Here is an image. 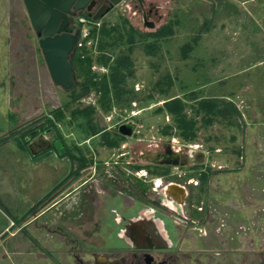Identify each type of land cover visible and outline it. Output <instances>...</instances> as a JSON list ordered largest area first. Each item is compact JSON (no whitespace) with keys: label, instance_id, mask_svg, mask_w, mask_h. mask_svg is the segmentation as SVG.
<instances>
[{"label":"rangeland","instance_id":"rangeland-1","mask_svg":"<svg viewBox=\"0 0 264 264\" xmlns=\"http://www.w3.org/2000/svg\"><path fill=\"white\" fill-rule=\"evenodd\" d=\"M157 1L163 13L158 24L169 19L174 23L173 34L157 39L153 53H147L145 47L152 38L137 37L131 52L125 38L116 46L110 44L111 36L95 34L83 39L98 76L108 71L99 63L102 53L112 59L129 53L132 60V68L123 71L122 100L113 99L105 110L99 93L90 91L75 99L70 91L52 83L23 0H0V264H75L74 254L91 259V264H120L117 253H130L115 236L116 225L105 223L102 229H94L89 211L87 220L79 225L77 190L70 191L76 183L65 189L56 186L68 171L67 159L52 154L31 157L20 144L28 127L49 118L66 147L72 148L76 142L88 140L83 126L91 110L101 127L135 122L133 135L122 141L126 147L110 151L108 157L113 154L114 160L120 151L131 156V150L150 149L167 139L173 147L187 143L205 153L203 164L196 169L171 168L172 173L195 177L205 173L206 177L201 188L205 195L199 197L200 201L205 198L204 203H195L206 205L209 212L185 215L207 222L210 232L194 242L184 241L180 253L198 250L206 255L201 258L206 264L208 255L218 252L223 254L221 264H264V63L252 68L254 61L248 60L240 63L242 69L234 63L235 51L261 47L264 52V0ZM130 2H121L98 25L122 31L125 17L144 30L140 20L126 11L125 4ZM205 26L206 33L202 31ZM111 35L115 37L116 32ZM184 44L192 45V50L183 59ZM173 97L187 103L188 116L200 98L231 100L240 118L228 122L219 117L204 125L198 117L195 139L184 142L175 128L171 135L161 132L165 125L174 124L167 112L157 108ZM15 134L20 136L10 138ZM97 151V157L106 158L104 150ZM111 173L120 178L116 171ZM128 189L132 195L130 183ZM147 190L152 193L150 186ZM193 190L192 196H197ZM110 192L114 196L110 205H117L115 184ZM100 205L109 202L102 199ZM179 227L187 237L189 223L181 221ZM127 258L131 260V256ZM176 259V264H192L181 255Z\"/></svg>","mask_w":264,"mask_h":264},{"label":"flooded vegetation","instance_id":"flooded-vegetation-1","mask_svg":"<svg viewBox=\"0 0 264 264\" xmlns=\"http://www.w3.org/2000/svg\"><path fill=\"white\" fill-rule=\"evenodd\" d=\"M123 1L125 0L113 4L112 0H86L77 9L74 8L76 0L73 2L66 15L71 32L74 34L78 31L75 53L82 46L83 39L87 38L92 30L99 29L101 25H98V21ZM129 1H131L129 4H125L126 11L131 13L132 18L140 20L144 30L135 27L125 17H122V21L126 22L128 28L133 29L136 36L155 33L162 26L173 21L169 19L165 23L158 24L163 13L157 0ZM94 118L92 114L90 120H87L83 126L88 133L86 138L88 140L76 142L72 148L66 147L60 133L51 124L53 121L49 118H44L26 129L32 134L30 138L25 139L26 142L28 140L26 149L31 157L52 154L56 158L69 161L67 173L56 186L65 189L76 183L70 191L77 190L78 208L81 214L79 225L87 220V211H89L90 223L95 224L94 229H102L105 223L116 225L118 229L116 226V231L113 229L115 236L120 240V245H124L130 251V255L117 253L115 257L120 264H176V261L178 262L176 258L180 255L192 264H206L201 259L206 257L204 253L191 250L184 254L180 253L179 248L184 241L194 242L198 240L197 237L210 232L206 227L207 222L195 221L185 215L193 212L205 215L209 212L206 205L195 203L197 201L204 203L205 198L200 201L199 197L205 195V190H201L205 173L195 177L192 174L171 172V168L196 169L203 164L205 157L203 162L194 163L198 155L195 156L191 146L184 143L176 148L173 147L170 139H167L150 149L144 148L136 152L131 150V156L127 151H120L119 156L114 160L113 154L108 157L110 151L120 146L125 148L126 145H122V141L134 133L133 131L131 135L122 134L119 126L133 121H124L116 127L98 126V130L92 132L93 129L88 127V123L97 124ZM16 136L20 135L15 134L10 138ZM26 136L28 134L23 138ZM105 139L108 141L106 142ZM90 140L94 147L88 143ZM111 140L117 143L110 145ZM97 146L100 147L98 151ZM101 150L107 153L105 159L97 157L96 151ZM109 171H116L120 178H115L112 173L109 174ZM151 175L153 177L148 179ZM123 182L130 183L132 195L126 192L129 191L128 184L125 185ZM114 184L119 192L115 196L118 204L110 205L114 197L110 188ZM147 186L151 187V194L147 193ZM193 189H196L197 196H192L191 193L195 192ZM99 192L104 197L103 202H109L108 206L100 205L102 196ZM49 194L50 192L46 195L47 198ZM128 209L130 212H127ZM181 221L191 226L186 234L187 237L184 229L181 230L179 227ZM222 255L219 252L208 255L207 264H221ZM88 256L97 258L96 254ZM130 256L131 260H128L127 257ZM73 259L75 264H91V259H83L75 254Z\"/></svg>","mask_w":264,"mask_h":264},{"label":"trees","instance_id":"trees-1","mask_svg":"<svg viewBox=\"0 0 264 264\" xmlns=\"http://www.w3.org/2000/svg\"><path fill=\"white\" fill-rule=\"evenodd\" d=\"M124 23V29L122 31L118 30L117 27L106 28L104 25H101L98 30H92L89 36H94L98 34L102 36H111L112 41L110 44L116 46L119 41L125 38L126 42L130 45L128 51L131 52L133 49V44L135 39L138 38H152L150 43L146 44V52L153 53L157 47V39H160L165 36L173 34L172 25L174 21L167 23L162 26L157 32L136 36L132 28L126 27V22ZM203 30H207V26L203 27ZM113 32H116L115 37L111 35ZM88 36V37H89ZM86 39V38H85ZM84 39V40H85ZM194 40H198V36L194 37ZM99 47H102V44H99ZM80 50V51H79ZM192 50V45L184 44L181 47V56L186 58L187 54ZM99 63L104 67L108 68L107 73H103L101 76H98L92 70V59L87 55L86 47L83 45L79 47L78 51L73 56V68L77 77V86L72 89L70 92L73 94L75 99H78L90 91H95L100 95V103L106 108H110V103L114 101L119 102L122 100V95L125 93L123 89L125 76L123 74L124 70H129L132 68V60L129 53L119 54L112 59L111 55L108 53H102L99 57ZM168 87L171 85V81L167 83ZM79 89L78 93L76 90ZM187 103L181 97H173L163 101L162 105L157 108L158 111L167 112L172 119L174 125H165L161 132L164 135H171V129L175 128L178 131V135L184 142L193 141L196 137L197 129V118L199 117L200 121L204 125L211 124L217 118L227 119L228 122H231L232 117L240 118V112L237 106L231 100L220 99L216 97H203L197 100L196 104L192 105V115L188 116L185 109ZM60 110L54 111L56 117L58 116ZM93 110L90 114L85 117L89 118L92 115ZM54 125V122L51 123ZM55 126V125H54ZM88 127H92V132L98 130V124L88 123ZM28 135H31V131H27ZM21 145L26 148V141L23 140V135L21 138ZM20 140V138H19ZM107 142L108 140L105 139ZM109 143V142H108ZM117 142L115 140L110 141V145H114ZM206 177H204L205 180Z\"/></svg>","mask_w":264,"mask_h":264},{"label":"water","instance_id":"water-1","mask_svg":"<svg viewBox=\"0 0 264 264\" xmlns=\"http://www.w3.org/2000/svg\"><path fill=\"white\" fill-rule=\"evenodd\" d=\"M75 0H23L32 29L37 36L38 46L53 84L65 91L77 86V77L73 68V55L77 46V34L72 33L66 12ZM86 0H76L77 9ZM120 0H112L113 4ZM71 12V11H70ZM72 13V12H71ZM133 122L123 123L119 131L131 135ZM194 163L203 162L205 153L192 150ZM175 163V162H174Z\"/></svg>","mask_w":264,"mask_h":264},{"label":"crops","instance_id":"crops-1","mask_svg":"<svg viewBox=\"0 0 264 264\" xmlns=\"http://www.w3.org/2000/svg\"><path fill=\"white\" fill-rule=\"evenodd\" d=\"M208 27H207V30H203L204 33H206L208 31ZM260 51H263L260 48H258L257 50L256 49H251L249 52H241V50L237 53V51H235V58H234V63L236 65V67H238V64H239V68H241V65L240 63H246V61L248 60H251V61H254L252 63V68H256L257 65H260V64H263L264 63V58L260 57V53L264 54V52H260ZM238 54H240V56H238ZM239 62V63H238ZM242 69V68H241Z\"/></svg>","mask_w":264,"mask_h":264}]
</instances>
